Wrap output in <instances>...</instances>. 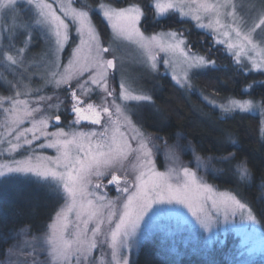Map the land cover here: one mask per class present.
I'll use <instances>...</instances> for the list:
<instances>
[{"label": "snow or ice", "instance_id": "obj_1", "mask_svg": "<svg viewBox=\"0 0 264 264\" xmlns=\"http://www.w3.org/2000/svg\"><path fill=\"white\" fill-rule=\"evenodd\" d=\"M55 3L60 14L48 0H0V20L4 21L0 33L7 32L8 40L0 46V61L27 72L26 53L32 33L42 32L52 57L46 65L45 83L57 89L66 88L71 100L70 112L75 114L74 125L88 121L99 125L100 130L65 131L57 127L50 132V122L58 125L61 120L56 113L64 101L58 99L53 104L50 103L53 97L44 95L30 100L28 97L42 89L24 83V72H19L21 79L2 81L12 94L0 95L3 113L0 156L7 154L13 158L0 162V177L31 175L63 201L44 234L45 247L41 248V254L45 259L41 262L33 255L31 264H130L128 253L138 243V234L143 238L155 226L162 210L152 215L149 212L158 204L186 208L203 232L213 234L206 238V245L215 238L217 226L237 217L242 224H257L259 221L249 204L231 191H218L200 175L203 161L199 155L195 157L197 170H193L179 161L176 151L169 150L171 164L165 171L157 169L155 141L160 137L146 133L133 122V110L127 103L151 101L152 97L122 78L119 99L124 103H117L115 88L109 83L112 70L117 67V57L114 53L112 58L105 56L112 50L100 43L90 16L97 9L82 0H55ZM152 6L158 18L169 13L190 18L198 28L208 30L215 43L225 45L236 64L245 68L250 63L252 69L264 71V0H259V7L252 5L254 16L243 13L237 0H153ZM98 10L118 38L141 50L143 63L152 71L158 70V54L163 53L164 66L171 69L172 79L181 88L193 87L190 73L194 69L214 64L192 52L181 33L169 30L145 35L139 27L144 11L137 3L114 7L102 0ZM21 15L24 19H20ZM70 26L75 28L80 44L61 71L58 54L69 40ZM20 31L25 33V39L23 46L18 47L15 35ZM94 94L99 95L100 103L92 100ZM204 99L225 114L237 110L249 112L254 108L264 112V104H255L250 99L226 98L221 103L207 96ZM26 122L30 126H24ZM261 133L264 134V127ZM234 135H229L232 144L237 143ZM36 148L55 149L56 155L37 154ZM21 150L27 155L15 159L14 155ZM219 159L231 164L236 157L230 152ZM236 174L241 181L253 178L243 159L236 164ZM106 177H110L107 184L114 185L119 193L115 199L100 191L107 187L103 183ZM167 211L187 220L180 209ZM21 231L27 233V226ZM0 240L8 242L3 236ZM14 248L18 249L19 244ZM14 248H9L8 253ZM97 248L107 249L98 259L94 256ZM24 264L29 262L25 260Z\"/></svg>", "mask_w": 264, "mask_h": 264}, {"label": "rangeland", "instance_id": "obj_2", "mask_svg": "<svg viewBox=\"0 0 264 264\" xmlns=\"http://www.w3.org/2000/svg\"><path fill=\"white\" fill-rule=\"evenodd\" d=\"M48 2L52 3L53 7L56 8L57 13L60 14L59 7L55 3V0H48ZM100 2H102V0L97 1V3L94 6H92L93 8H96L97 11L90 12V16L92 17L93 24L96 28V31L99 34L100 43L104 47H107L110 50H112L110 51V53L105 54L106 58H112L113 53L117 57V61H116L117 67L115 70H112V75H110L109 77L110 87L115 88L116 91L117 103H124L119 99L120 82L122 78L126 79L127 82L133 88L139 89L144 94L147 95H150L149 90L153 89L155 91V85H154L155 83H153L154 81L153 79H155L157 74L161 76H168L170 81L180 89H183L185 91H192V88L191 89L181 88L172 79L171 69L164 66L163 64V58H164L163 53L158 54L159 63H158L157 71H152L149 67H147L143 63L144 56L142 55L141 50L138 49L136 45L131 44L128 41L123 40L121 38H118L115 35L108 22L103 18L102 14H100L98 10V4ZM103 2H110L114 7H127L131 3H137L134 0H124L123 3H119L117 2V0H103ZM237 2L241 5L240 10L243 13H246L250 16L255 15V12L252 10V5L256 4V6L259 7V0H237ZM150 3L154 16L156 17L155 9L152 6L153 0H150ZM94 15L95 17H97L98 22H95L96 20L95 18H93ZM168 15L177 16L178 18L187 19L191 21L195 26V28H197L203 34H205L206 37L205 39H209L211 46L217 48L218 53L227 54L229 57H231L232 61L235 63L234 58L227 51L226 46L215 43L212 34L208 30L198 28L196 26L195 21H192L190 18L181 17L179 16L178 13H169L163 17H159V18L156 17V18L158 19L165 18ZM20 19H24L23 15L20 16ZM3 23L4 21L0 20V24ZM5 27L7 28L8 25H5ZM139 27L141 31L145 33V35H151L159 32H167L171 30L165 27L164 28L160 27L158 29H152L146 31L143 30L141 25H139ZM171 31H175V30H171ZM175 32L183 34L181 31H175ZM35 33L38 34V36L40 37V43H38L35 47L32 48L30 46V48L26 53L27 64H28L27 72H24V69L15 70L10 66H5L4 62L0 61V95L12 94V92L6 86L2 85V81L4 80V78H6L7 80H14V79L18 80L21 79L19 72H24V77H25L24 83H29L30 86L34 89L35 88L42 89L39 93H34L32 96L28 97L30 100L34 101L36 95L52 96L53 99L52 101H50V103L55 104L58 101V99L64 101V103L61 105L60 110H62L63 107H66V110L70 115L69 121L65 124H63L61 120L58 125L56 124L55 121L50 122V127L48 131L50 132L56 131L57 127H62L64 128L65 131H73V130H82L85 132L91 130L99 131L100 130L99 125H92L88 121H82L81 124L74 125L73 120L75 114L70 112L71 100L66 88L57 89L55 88L54 85L45 83L43 77L47 71L46 65L52 59L50 46L48 41L44 39L42 32L37 31ZM35 33H32V36ZM22 34H23V39H21ZM6 36H7V32L0 33V46L8 43V40L5 38ZM24 39H25V33L23 31L18 32L15 35L16 46L18 47L23 46ZM32 43L33 40H31V45ZM79 44H80V37L76 33L75 28L70 26L69 40L64 45L63 51L58 54L60 64L62 65L61 71L63 70V66L68 64V61L72 57L73 50ZM187 46L192 50V52L206 57V59H208L209 61H213V59L209 57V54L207 52L205 53L197 52L196 50L192 49L188 43ZM245 63H247V61H245ZM213 65L214 64H209V66H213ZM236 65L243 71H249V70L258 71L256 69H252L250 63H247V67L245 68H242L238 64ZM205 68L194 69L190 73V76L194 72L202 71ZM73 86H75V82L73 83ZM151 87L152 89H150ZM205 96H207L209 99H214L217 103L225 102L226 98H232V99H240V100L250 99L255 104H261L258 100H255L250 96L219 98L211 94L200 93V97L202 98V100L206 102L210 106V108L213 111L217 112L219 115H227V114L221 112L219 108H215L213 107V105L209 104L208 100L204 99ZM92 100L96 103H100L99 95L94 94L92 96ZM109 100H111V97L109 98ZM127 103L128 106L133 110L132 112L133 122L136 123L138 126L142 127V129L146 133L151 134L154 137L156 136L160 137L159 140L155 141V143L158 145L156 149V166L158 170L165 171L167 167L171 164V161L168 159L167 156L169 150L176 151L177 155L179 156V161L193 168V170H197L198 162L196 161L195 157L199 155L203 161L201 167L199 168V173L206 180V173L211 172L212 170V166H211V162L213 158L212 156L197 154L196 151L194 150V147L191 144L182 141L179 135H176V137L172 138V140H169L165 138L164 135H161L157 132L147 129V126L150 125V123H153L154 119L159 115V112L158 110L155 109L152 100L140 101V102L130 101ZM51 111L53 110H50V112ZM236 112H240V111L237 110ZM244 113H250L255 115L260 130L262 127H264V112H262L260 108H254L253 110ZM2 120H3V113L0 112V121ZM24 126L27 127L30 125H28L26 122ZM2 130L3 129H0V131ZM41 142L43 141L41 140L35 143L38 144ZM36 153L43 156L56 155L55 149L36 148ZM25 155H27V153L21 150L20 152L14 155V158L17 160H21L24 159ZM12 158L13 157H9L7 156V154H5L4 156H0V162H3L5 160H10ZM17 177H23V182L18 181L21 179ZM31 179H34L36 183L32 182ZM108 179H110V177H106L103 181V183L107 185V187L100 191L107 192L109 198L115 199L119 195V193H117V191L115 190L114 185L107 184ZM19 183L23 184V195L25 188H28L29 186H32L37 191L40 190L43 192L45 191L50 193L45 186L37 182L35 177H32L31 175L23 176L21 174H12L8 178L0 177V199L2 200L8 199L12 195V192H10L9 189L12 187V185L17 186V184ZM214 187L218 191H229L226 189L217 188L216 186ZM261 195L264 197V188ZM62 204L63 201L59 200V203L55 208L51 218L55 216L56 211L59 209V207ZM169 209H180V211L183 212L184 215L187 217V220H185L183 217L178 216L175 212L167 211ZM158 210H162V211L155 220L154 228L143 238H140L138 234L137 236L138 243H135L131 251L128 253L129 261H131V258L136 253L140 243L145 238L156 236L159 239L166 242L167 245H170L173 248V250L181 253H195L196 255L201 256L202 254H206L209 249L216 248L217 251H220L224 254L225 256L224 258L227 260L229 264H252V263L264 264V229L261 225V221L259 220V218H257L259 222L255 225H252L248 222L242 224L239 220V217H237L234 221H230L226 225L221 224L217 226V228L214 229L215 238L212 240L210 245H206L205 243L206 238L213 234L203 232V230L196 223L195 218L192 217L191 213H189L188 210L184 208L182 205H168V204L153 205V208L149 212V215H152L153 212H157ZM51 218L49 219L47 225L51 222ZM147 219L148 217L146 216L145 220ZM188 221H191V223H189ZM47 225L45 226L44 230H42L41 232L35 235L33 234L28 235V233L22 231H17L16 233H14L12 235L13 240L10 243V246L6 249L4 256L0 258V264H24L25 260H27L29 264H31L33 255H35V258L37 260L42 262L45 259V255L41 254V248L45 247L44 234L47 230ZM143 227L144 225L142 223L141 229H143ZM17 244H19L18 249L14 248V246ZM33 247L35 248V253H33ZM9 248H14V251L12 253H8L7 250ZM106 252H107L106 248L103 249L97 248L96 250H94V256L98 259Z\"/></svg>", "mask_w": 264, "mask_h": 264}, {"label": "trees", "instance_id": "obj_3", "mask_svg": "<svg viewBox=\"0 0 264 264\" xmlns=\"http://www.w3.org/2000/svg\"><path fill=\"white\" fill-rule=\"evenodd\" d=\"M99 0H82L94 6ZM124 0H117L123 3ZM143 9L144 16L140 25L149 31L168 28L181 31L190 47L197 52L209 54L214 65L191 74L192 91H185L175 86L168 76L156 75L153 79L155 91L149 90L152 102L159 115L147 129L172 138L179 135L182 141L191 144L197 154L212 156V170L206 173V180L220 189H226L249 204L254 214L261 221L264 229V134L261 133L255 115L233 112L219 115L202 100L200 93L211 94L219 98L246 97L264 104V71H243L225 53H218L211 46L205 34L195 28L187 19L168 15L165 18L154 16L150 0H134ZM95 22H98L97 17ZM23 39V34L21 35ZM32 47L40 43L38 34H33ZM218 53V54H217ZM61 122L67 123L70 115L63 107L59 110ZM235 134L236 144H232L229 135ZM235 153L236 159L228 164L219 158ZM246 160L252 170L253 178L241 181L236 174V164ZM23 182V177H17ZM32 182L36 183L34 179ZM12 195L0 199V236L7 238V243L0 240V258L12 242V235L25 229L27 233L37 234L44 230L59 200L51 193L37 191L32 186L12 185ZM224 254L211 248L201 256L195 253H181L156 236L145 238L131 258L130 264H229ZM258 264V263H252Z\"/></svg>", "mask_w": 264, "mask_h": 264}]
</instances>
